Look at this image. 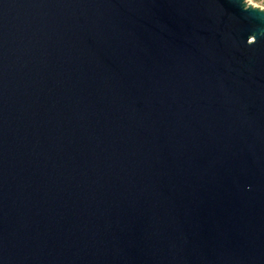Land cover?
Here are the masks:
<instances>
[{
    "label": "water",
    "instance_id": "water-1",
    "mask_svg": "<svg viewBox=\"0 0 264 264\" xmlns=\"http://www.w3.org/2000/svg\"><path fill=\"white\" fill-rule=\"evenodd\" d=\"M0 264H264V9L0 0Z\"/></svg>",
    "mask_w": 264,
    "mask_h": 264
},
{
    "label": "rangeland",
    "instance_id": "rangeland-1",
    "mask_svg": "<svg viewBox=\"0 0 264 264\" xmlns=\"http://www.w3.org/2000/svg\"><path fill=\"white\" fill-rule=\"evenodd\" d=\"M245 2L252 7L264 9V0H245Z\"/></svg>",
    "mask_w": 264,
    "mask_h": 264
}]
</instances>
